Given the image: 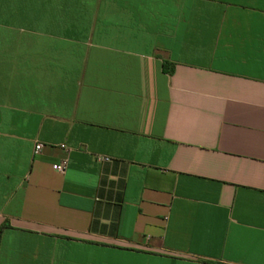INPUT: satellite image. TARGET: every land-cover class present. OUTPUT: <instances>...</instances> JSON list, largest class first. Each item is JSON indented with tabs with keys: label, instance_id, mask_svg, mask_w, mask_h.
Here are the masks:
<instances>
[{
	"label": "crops",
	"instance_id": "crops-1",
	"mask_svg": "<svg viewBox=\"0 0 264 264\" xmlns=\"http://www.w3.org/2000/svg\"><path fill=\"white\" fill-rule=\"evenodd\" d=\"M0 264H264V0H0Z\"/></svg>",
	"mask_w": 264,
	"mask_h": 264
},
{
	"label": "built area",
	"instance_id": "built-area-1",
	"mask_svg": "<svg viewBox=\"0 0 264 264\" xmlns=\"http://www.w3.org/2000/svg\"><path fill=\"white\" fill-rule=\"evenodd\" d=\"M40 150H41V146L37 145L35 147V152H39ZM104 160L108 161V159H104ZM66 168H67L66 161H63L62 163L53 166V169L59 173H65Z\"/></svg>",
	"mask_w": 264,
	"mask_h": 264
},
{
	"label": "trees",
	"instance_id": "trees-1",
	"mask_svg": "<svg viewBox=\"0 0 264 264\" xmlns=\"http://www.w3.org/2000/svg\"><path fill=\"white\" fill-rule=\"evenodd\" d=\"M164 67H165V70L167 71V73H169V74L172 73V71H173L172 69H173V68H172V66H171L169 63L166 62V63L164 64Z\"/></svg>",
	"mask_w": 264,
	"mask_h": 264
}]
</instances>
